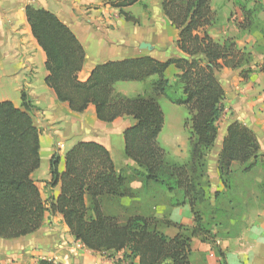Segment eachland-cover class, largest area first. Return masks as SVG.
Returning a JSON list of instances; mask_svg holds the SVG:
<instances>
[{
	"label": "trees",
	"instance_id": "16d2710c",
	"mask_svg": "<svg viewBox=\"0 0 264 264\" xmlns=\"http://www.w3.org/2000/svg\"><path fill=\"white\" fill-rule=\"evenodd\" d=\"M103 1L126 20L138 22L125 8L140 0ZM159 1L163 15L177 29L176 46L183 55L164 61L149 55L109 60L96 64L83 81L77 74L83 66L84 49L75 34L53 12L26 5L32 35L46 56V84L74 112H82L92 104L96 117L103 122L130 116L134 122L123 130V151L134 166L127 167L130 174L117 171L104 145L79 141L66 151L62 171L58 170V157L52 155L49 184L59 182L60 191L55 200L47 203L31 178L40 164V144L29 98L21 92L23 109L11 101H0V238L32 234L40 229L47 213H57L76 240L108 257L122 252L124 259L137 258L138 264H192L193 237L209 242L222 256L203 221L207 189L201 178L207 176L206 155L218 134L217 121L225 96L219 71L223 67L240 69V76L247 78L252 70L247 67L250 53L230 38L219 41L208 34L207 27L218 21L212 0ZM259 2L264 5V0ZM235 3L241 14L238 29L250 30L257 8ZM170 66L178 70L172 82L166 76ZM255 67L264 72V57ZM150 78L145 91L135 96L123 95L114 88L119 81L141 82ZM161 96L187 111L184 125L189 128V156L185 162L169 160L158 142L164 124L158 100ZM217 162L225 187L232 182L233 162L239 163L242 174L264 166L259 142L251 128L238 120L231 121ZM132 180L141 181L145 189L151 186L164 190L172 204L188 203L193 225L185 227L163 220L164 225L178 229L169 237L159 229L160 221L154 215L132 214L121 219L120 214L105 213L103 202L138 196L129 186ZM262 186L256 189L264 195ZM177 193L179 198L175 197ZM261 201L264 205V198ZM34 264L62 263L40 258Z\"/></svg>",
	"mask_w": 264,
	"mask_h": 264
},
{
	"label": "crops",
	"instance_id": "0c3cea01",
	"mask_svg": "<svg viewBox=\"0 0 264 264\" xmlns=\"http://www.w3.org/2000/svg\"><path fill=\"white\" fill-rule=\"evenodd\" d=\"M140 2L147 4L146 11L141 9L139 2L126 7L125 11L135 19L139 18L140 22L145 19L144 25H138L139 20L137 23L126 20L116 8L103 0H0V101H11L15 107L23 109L21 92L24 91L29 98L32 105L30 115L39 130L40 144V164L32 172L31 178L47 203L55 200L60 191L59 182L55 185L49 184L52 155L58 157V170L62 171L66 151L79 141H95L104 145L116 170L130 174L127 167L134 166V163L124 155L123 130L132 125L134 120L125 115L111 122H103L96 117L92 104L82 112H74L66 102L57 99L53 89L45 82L46 56L32 35L25 7L32 5L53 12L75 34L84 49L83 66L77 74L79 80L83 81L96 64L109 60L149 55L164 61L183 55L176 46L177 29L170 25L174 30L172 38L161 32L158 16L163 13L160 1ZM217 16L219 20L215 25L207 27V32L212 38L223 41L228 36L227 16L221 19L219 14ZM240 18L241 16L239 20ZM220 21L222 25L216 31V25ZM164 24H169V21L165 19ZM142 42L149 43L151 48H141ZM235 42L243 48L237 39ZM176 73L178 70L175 67L167 68L166 76L169 81ZM218 77L225 92L223 105L226 114L223 115L224 119L219 117L217 121L219 130L207 155L206 168L211 179V191L223 190L227 195V187L219 178L217 162L226 128L233 120H239L251 128L264 158V93L259 94L255 87L252 88L253 83H250L248 77L240 76V69L223 67ZM151 79L141 82L119 81L114 88L123 95L135 96L145 91ZM137 83H142V86L136 87ZM163 98L165 99L161 96L158 100ZM187 116L182 122L184 130L189 129L184 125ZM188 133L189 131L186 132L184 140L179 139L173 143L159 141V144L168 156L186 160L189 156ZM160 138L159 135L158 139ZM164 139L168 140L166 137ZM113 151L118 153L116 159ZM239 168V163H232L233 176L234 170ZM129 186L138 196L103 202L105 213L120 214L121 217L132 214L154 215L157 219L170 220L185 227L193 225V215L188 203L172 204L167 192L151 186L145 189L139 180H132ZM244 189L248 190L249 187ZM234 194L238 195V192ZM175 197L179 198L180 194L177 193ZM251 209L244 212L243 219L247 221V226L240 234L228 237L223 250L217 244L222 256L216 255L209 242L193 237L191 263L221 264L224 261L225 264H264V208L257 205ZM159 229L169 237L178 232L173 225L160 226ZM4 240L13 242L12 247L1 250L7 257L6 262L13 260L10 264H34L40 258L53 259L62 264H138L137 258L124 259L122 252L108 257L104 252L86 248L70 234L62 216L57 213H47L42 226L34 233Z\"/></svg>",
	"mask_w": 264,
	"mask_h": 264
},
{
	"label": "rangeland",
	"instance_id": "374dc122",
	"mask_svg": "<svg viewBox=\"0 0 264 264\" xmlns=\"http://www.w3.org/2000/svg\"><path fill=\"white\" fill-rule=\"evenodd\" d=\"M235 1L244 3L246 7L257 8L252 21V27L248 31L238 30V28H236L241 14ZM261 2H259V0L211 1V7L216 11L217 14L220 15V19L221 17L223 18L224 16H227V38H230L233 41L237 39L238 43L243 45V48L246 50V52L250 53L247 67H252V70L251 72H249L247 77L250 83H253L252 88L255 87L259 94L264 93V72L258 71L257 67H255V65L259 64L264 57V5ZM139 4L141 6V9H143L144 11L147 10V4L143 2H139ZM148 15L150 16V12H148ZM158 18L162 34L168 38H172L174 30L170 26V24H164V21L166 19L164 15L159 14ZM138 23V25H140L141 23L144 25L145 19H142V22H140L139 20ZM220 25H222L221 21L216 25V31L220 29ZM173 79L174 77H172L171 82L173 81ZM135 85L136 87H140L142 86V83H137ZM223 103L224 101L222 100V111L220 116L222 119H224V116L226 114ZM159 104L163 111L164 124L161 133H159L161 138L158 139V142L160 141L162 143H173L179 139L184 140L186 132L189 131V129L184 130L182 126V122L187 116L185 107L182 105L173 104L170 101L166 100V98H163L161 101H159ZM228 111L229 107H227V112ZM164 137L168 138V140H165ZM113 156L116 159L118 153L116 151H113ZM168 159L175 162L186 161L177 160L171 156H168ZM234 173L235 174L232 178L231 185L227 187V195H225L226 192H224L223 190L215 192L211 191V179L208 174L207 176L201 178L204 187L207 189V199L204 203L203 210V221L210 228L211 233L214 235L215 240L217 241V244L219 245L221 250H223V245L228 237L237 236V234H240L243 228L247 226V221L243 219L244 212L252 210L251 208H256L257 205L264 208V205L261 203V199L263 200L264 195L261 190H258L260 189L259 187L261 185H263L262 188L264 187V166L258 165L248 174H241L240 168L239 170L235 169ZM244 187H249V189L245 190ZM257 187L258 189H256ZM234 192H238V195L234 194ZM215 193H218L217 198H215ZM249 206L251 207L250 209ZM120 218L123 219L124 217H121L120 215ZM163 220L164 219L159 218V226H164V223H162ZM12 243L13 242L0 238V264H10L11 262H13V260L9 261V263L6 262V255L1 252V250H3L5 247H12ZM211 249H213L216 255H218L216 249L212 245ZM198 264L202 263L199 262Z\"/></svg>",
	"mask_w": 264,
	"mask_h": 264
},
{
	"label": "water",
	"instance_id": "95a60500",
	"mask_svg": "<svg viewBox=\"0 0 264 264\" xmlns=\"http://www.w3.org/2000/svg\"><path fill=\"white\" fill-rule=\"evenodd\" d=\"M140 47L141 48L150 49L151 48V45L149 43L142 42V43H140Z\"/></svg>",
	"mask_w": 264,
	"mask_h": 264
}]
</instances>
